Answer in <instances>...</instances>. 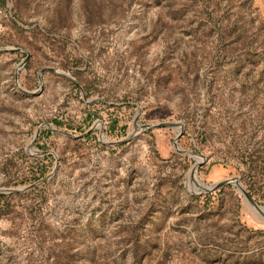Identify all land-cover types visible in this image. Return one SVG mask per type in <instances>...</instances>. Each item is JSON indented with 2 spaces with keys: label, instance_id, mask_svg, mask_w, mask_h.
<instances>
[{
  "label": "rangeland",
  "instance_id": "obj_1",
  "mask_svg": "<svg viewBox=\"0 0 264 264\" xmlns=\"http://www.w3.org/2000/svg\"><path fill=\"white\" fill-rule=\"evenodd\" d=\"M22 188L0 264H264V0H0Z\"/></svg>",
  "mask_w": 264,
  "mask_h": 264
},
{
  "label": "water",
  "instance_id": "obj_2",
  "mask_svg": "<svg viewBox=\"0 0 264 264\" xmlns=\"http://www.w3.org/2000/svg\"><path fill=\"white\" fill-rule=\"evenodd\" d=\"M48 70H49L50 72H55V71L52 70V69H48ZM14 81H15V85L17 86V89H18L20 92H22V93L25 94L26 96H31V95H32V93L26 92V91H24V90H22V89L19 88V86H18V84H17V76H16V75H15V77H14ZM172 125H173V124H171V123H170V124H163V125H159V126H155V125L151 126V125H148V126H146V128L149 129V128H158V127H171ZM178 137H179V136L176 137V141H177ZM176 141H175L174 145H175V148L178 150V148H177V144H176ZM118 143H121V142H118ZM195 168H196V167H194L193 170H194ZM234 183H237V181L234 180ZM215 187H216V186H213L212 189H214ZM26 189H28V188H22V189H7V190L2 189V190H0V193H3V192H7V193L21 192V191H24V190H26ZM241 191H242V193H244V195H246L247 199L250 200L249 197L247 196V194L243 191V189H242V190L240 189V192H241ZM252 204L254 205V207L258 208L257 205H255L254 203H252Z\"/></svg>",
  "mask_w": 264,
  "mask_h": 264
},
{
  "label": "bare ground",
  "instance_id": "obj_3",
  "mask_svg": "<svg viewBox=\"0 0 264 264\" xmlns=\"http://www.w3.org/2000/svg\"><path fill=\"white\" fill-rule=\"evenodd\" d=\"M192 177L195 178V175H192ZM236 185L238 186V189H239V190H240V189L242 190V187H241L240 185H238V183H236ZM241 192H242V191H241ZM242 194H244V193H242ZM244 196L246 197V195H244ZM245 200L248 201L247 197L245 198ZM254 208H255V210H256L258 213L261 214V216L264 217V208H260V207H258V208L254 207Z\"/></svg>",
  "mask_w": 264,
  "mask_h": 264
}]
</instances>
